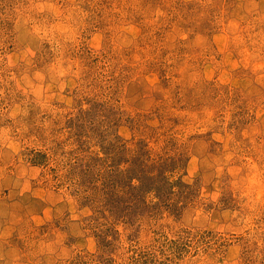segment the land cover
<instances>
[{
	"label": "rangeland",
	"instance_id": "1",
	"mask_svg": "<svg viewBox=\"0 0 264 264\" xmlns=\"http://www.w3.org/2000/svg\"><path fill=\"white\" fill-rule=\"evenodd\" d=\"M115 132L191 189L86 200ZM0 264H264V0H0Z\"/></svg>",
	"mask_w": 264,
	"mask_h": 264
},
{
	"label": "trees",
	"instance_id": "2",
	"mask_svg": "<svg viewBox=\"0 0 264 264\" xmlns=\"http://www.w3.org/2000/svg\"><path fill=\"white\" fill-rule=\"evenodd\" d=\"M90 115H99V111L82 110L72 127L78 130L75 136H82L86 125L91 124L87 119ZM98 145L104 156L95 154L88 161L79 162L80 184L91 191L89 196H84L86 200L99 203L114 214L132 220L136 214L154 206L170 208L172 196L178 194L177 187L180 191L191 189V185L180 178L171 179L169 173L174 171L179 159L153 157L143 140L138 141L135 148H130L127 141L115 132L112 139L98 142ZM99 169L103 172L100 173ZM96 181H101L100 185L95 186ZM151 194L156 199L154 203L148 201ZM102 236L107 239L106 233L102 232Z\"/></svg>",
	"mask_w": 264,
	"mask_h": 264
}]
</instances>
